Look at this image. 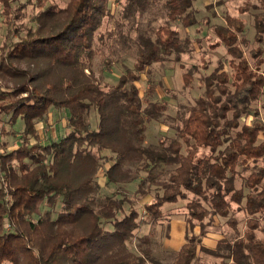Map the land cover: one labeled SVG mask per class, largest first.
I'll return each instance as SVG.
<instances>
[{"label": "trees", "instance_id": "1", "mask_svg": "<svg viewBox=\"0 0 264 264\" xmlns=\"http://www.w3.org/2000/svg\"><path fill=\"white\" fill-rule=\"evenodd\" d=\"M257 1L261 11L255 16L254 40L261 46L254 53L255 68L238 45L242 20L226 17L227 26L215 32L232 56L231 74L221 65L203 78L204 93L171 127L174 137L145 146L147 122L166 107L142 100L136 71L189 53L188 38L182 40L171 22L185 28L196 24L192 0H164L167 18L159 36L138 38L133 69L124 66L113 86L102 84L92 69L100 53L93 42L103 43L97 30L110 14L109 0H67L63 7L53 0H0L6 35L16 37L0 44V76L15 83L0 89V264H195L206 254L218 264H264V236H258L264 213V140L258 142V136L264 123L238 124L264 95V69L258 70L264 64V0ZM123 3L124 13H138L147 0ZM29 6L37 8L31 25L23 22ZM20 61L28 68L13 66ZM184 82L191 83L190 73ZM50 108L67 112L68 132L44 143L35 124ZM92 110L96 126L90 121ZM19 123L23 128L16 131ZM11 137H18V146L9 148ZM105 149L116 155L105 170L109 183L132 180L122 169L126 162L147 176L133 194L120 190L119 198L106 197L96 209L92 182ZM159 165L171 168L166 179H156L153 167ZM146 179L163 193L144 203L142 213L130 208L123 214L124 204L148 194ZM189 193L194 197L189 199ZM180 199L185 202L186 241L174 262L162 263L142 248L146 236L139 238V253L127 248L136 230L167 216L163 206ZM232 210L246 214L243 232L207 249L200 238L206 235L205 220L228 217ZM228 223L235 226L236 220Z\"/></svg>", "mask_w": 264, "mask_h": 264}, {"label": "rangeland", "instance_id": "2", "mask_svg": "<svg viewBox=\"0 0 264 264\" xmlns=\"http://www.w3.org/2000/svg\"><path fill=\"white\" fill-rule=\"evenodd\" d=\"M57 5L63 7L67 0H53ZM108 14L102 19L101 25L97 33L103 37V43L94 40V46L99 54H96L92 60V69L95 76L108 86H113L118 82L123 67L127 66L131 69L136 62L138 52V38L148 37L156 40L159 36V29L165 22L167 14L164 8V0H147V3L137 13H124L123 0H109ZM192 8L195 11L196 24L185 28L177 21L171 22L173 27L179 31V37L183 40L188 38L190 51L187 54L180 55L175 60L174 56L164 62H156L146 67L142 72L136 73L140 79L137 85L143 101L156 102L164 104L166 110L157 119H152L146 124L144 145H158L159 140L164 137H174L175 132L171 128L181 118L187 115V108L194 104L197 97H200L205 90L202 79L211 75V73L219 66L231 74L232 69L229 61L232 56L227 53L226 47L219 41L215 30L218 27H226V17H236L243 22L244 30L237 36L239 48L247 61L255 68L257 56H254L256 48L261 46L254 40L255 37V16L260 13L257 0H192ZM37 12V8L29 6L26 10V16L23 19L28 25H31V18ZM0 7V44L8 41L9 38L16 40V37L7 36L6 26L2 23ZM116 25H120L118 29ZM112 32L108 36V32ZM264 46V41L262 43ZM253 56V57H252ZM21 69H27L28 65L20 61L13 65ZM42 66V65H41ZM195 68V69H193ZM264 69V64L258 68L260 72ZM86 73L88 71L86 70ZM190 73L191 83L185 84V74ZM14 80L10 77L0 76V89L7 91L8 88L14 86ZM233 92L234 87L228 85ZM216 95H218L216 93ZM145 104V103H144ZM249 116H241L238 120L239 127L243 124H250L253 120H259L264 123V95L259 102L253 103ZM243 115V114H242ZM67 112L50 108L49 112L43 119L36 121V129L45 143L50 140H56L58 137L68 132L67 128ZM231 116V115H229ZM90 121L93 126L98 122V116L94 110L91 111ZM19 123L14 126L16 131L22 130ZM239 129V128H237ZM237 129L232 130V135ZM264 140V130L258 136V142ZM10 147L18 146L20 143L18 137H11ZM33 141V140H32ZM223 147V146H221ZM220 147V148H221ZM96 151L95 148H93ZM184 151V148H182ZM203 153H209L208 149L202 150ZM100 155L103 157L98 159L100 167L95 172L93 178L94 191L91 195L96 199V209L101 206L106 197H120V190L128 191L133 194L138 184L147 176L146 171H138V165L126 162L123 165V171L129 172L133 176L129 183H109L105 176V170L109 168L116 159V155L109 150H102ZM169 167L163 165L154 166L153 171L157 180H163L168 177ZM145 186L149 188V192L142 198H136L132 203H126L123 206V214H127L130 208H135L139 213L143 212V204L154 201L157 195H161L163 190L155 184H150L146 179ZM236 187H241V180H236ZM132 196V195H130ZM194 195L189 193L188 198ZM184 201L179 200L176 204H165L163 211L167 212V216L158 220L157 223L147 222L134 232V236L126 242L127 248L139 253L140 237H148L147 244H142V248L150 250L151 255L156 257L162 263H171L175 261L176 253L180 246L185 243V208ZM206 205V204H204ZM60 203L56 205L59 209ZM234 209L237 208L233 204ZM46 207L42 206V210ZM56 213L52 212L55 218ZM244 211L232 210L228 217L211 216L206 221V235L200 237L203 245L207 249H216L220 242H226L227 239L234 238L236 232L242 233L245 228ZM149 215H146V220ZM229 219H235V226H231ZM258 236H264V213H263V230L258 232ZM139 246V247H138ZM202 262L195 264H218L216 260L207 255L201 259ZM227 262V260H226ZM150 264V263H147Z\"/></svg>", "mask_w": 264, "mask_h": 264}, {"label": "crops", "instance_id": "3", "mask_svg": "<svg viewBox=\"0 0 264 264\" xmlns=\"http://www.w3.org/2000/svg\"><path fill=\"white\" fill-rule=\"evenodd\" d=\"M227 262H229V263H230L231 261H230V260H227Z\"/></svg>", "mask_w": 264, "mask_h": 264}]
</instances>
